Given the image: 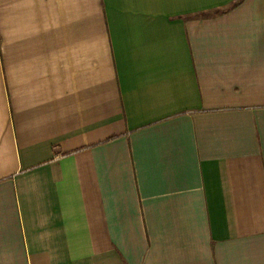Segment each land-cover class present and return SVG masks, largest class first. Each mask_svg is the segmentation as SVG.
<instances>
[{
  "label": "crops",
  "instance_id": "0c3cea01",
  "mask_svg": "<svg viewBox=\"0 0 264 264\" xmlns=\"http://www.w3.org/2000/svg\"><path fill=\"white\" fill-rule=\"evenodd\" d=\"M0 264H264V0H0Z\"/></svg>",
  "mask_w": 264,
  "mask_h": 264
}]
</instances>
